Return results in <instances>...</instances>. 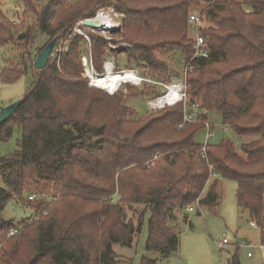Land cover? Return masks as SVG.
I'll list each match as a JSON object with an SVG mask.
<instances>
[{
  "label": "trees",
  "instance_id": "1",
  "mask_svg": "<svg viewBox=\"0 0 264 264\" xmlns=\"http://www.w3.org/2000/svg\"><path fill=\"white\" fill-rule=\"evenodd\" d=\"M17 1L35 19L16 36L0 5V46L13 44L21 58L18 63L8 60L0 78L15 81L29 67L39 74L33 71L23 102L0 125L1 140L9 139L16 126L21 133L18 148L0 155V264H120L113 245L132 246L146 210V248L169 259L181 246L179 212L191 205L216 212L220 177L237 182V205L261 230L264 244V0ZM113 5L125 17L122 31L112 36L133 46L117 54L127 53L154 79L171 71L156 56L158 49L169 47L182 66L191 59V6L205 9L210 24L201 34L211 54L196 59L188 75L189 101L205 110L197 121L184 122L183 103L139 116L124 104L123 93L110 95L89 86L82 77L80 35L71 40L59 65L56 60L44 69L28 64L31 33L41 31L49 42L60 39L81 18L94 17L99 6ZM92 42L94 65L102 71L107 41L93 34ZM212 112L222 116L224 128L244 139L240 149L224 138L208 142L202 151L204 143L195 137L207 128ZM155 154L159 157L149 166ZM31 193L40 197L30 200ZM13 200L31 207L34 216L18 223L4 218L2 212ZM136 204L144 210L130 217ZM183 220L189 222V217ZM18 225L21 232L8 236ZM157 262L143 258L141 264ZM224 264H242L239 252Z\"/></svg>",
  "mask_w": 264,
  "mask_h": 264
},
{
  "label": "rangeland",
  "instance_id": "2",
  "mask_svg": "<svg viewBox=\"0 0 264 264\" xmlns=\"http://www.w3.org/2000/svg\"><path fill=\"white\" fill-rule=\"evenodd\" d=\"M36 1L39 3V5L46 3V0ZM0 5L2 10L9 17V20L12 21L13 32L16 36L20 33H25L26 29L22 28L23 25H30L35 19V15L33 13L26 12V8L21 1L0 0ZM200 5L191 6L192 10H200ZM114 6L116 5L109 7L99 6L97 8V12L104 9L106 12L112 13L110 12V7H113L115 11L118 12V15L112 14L115 17L114 21L117 20V22L120 23L119 31H122L123 18L125 17V14L117 11ZM246 8L249 7L246 6ZM99 13L106 17L108 25L112 24L108 19L109 15L107 13ZM86 18H81L73 30L71 29L73 34H70V30L67 36L65 35L62 38L57 39V46L54 47L55 49H53L49 61L56 60L59 65L61 55L67 52L71 40L76 35L82 36L80 32H78V30L81 29L85 31V34L88 37L82 36L84 37V40L81 43V45H83L81 64L83 67L82 77L88 80L89 86H91L89 84L90 80L87 77V67L83 64V57L92 55L93 58V34L101 35L107 41L106 56L102 64L103 70H97L93 61L94 68L97 72H105L106 63L110 60H115L117 62V70L134 69L138 72H141L144 76L154 79L152 76V71L136 64L134 60L130 61L127 53L119 55L117 54V52L123 50L125 47H131V44L128 41L123 40L120 36H112V33L115 31L104 32L103 30L99 29L94 30L86 26H79V23ZM209 24V20L206 19L204 26ZM49 40L50 38L47 35L42 34L41 31H36L35 36L33 33H31V55L30 59L27 60L29 65L32 63L34 64L37 55L49 43ZM16 50L17 48L13 46V44L8 45V47L0 46V72L5 67L8 60L15 63L21 61V58H18L17 56ZM155 54L159 59L166 61L171 69L170 72L167 71V74L164 78L160 77L159 74L156 75L155 80L160 82H169L178 75L177 73L182 72L184 65L182 66V64L179 63L177 57L171 56L169 47L158 49ZM33 71H35L36 75L39 74L38 70H31L29 67L26 69L25 73L15 81L4 82L0 78V109L7 107L11 103L25 97L28 88L35 79V74ZM91 87L102 90L97 86ZM160 91H162V87L159 85L150 83L138 85V83L135 84L134 82L123 84L119 90V92L123 93L124 95V104L129 107H134L137 110V115L139 116L150 112L147 106V100L154 98L160 93ZM105 92L110 94L107 91ZM207 118L209 122L214 125L212 138L209 140L210 143L217 144L222 139L226 138L234 141L237 149H240L244 139L237 136L230 127L227 126V128H224L222 116L219 113H209ZM206 134L207 128L205 127L197 133L195 137L196 141L201 144L205 143ZM20 139L21 133L19 127L16 126L9 139H0V155L6 156L13 153L18 148ZM213 179L210 180L211 184L214 181ZM0 185L4 186L1 176ZM237 187L238 185L235 180L220 177L217 185V189L220 192V204L216 212L208 207L197 205H194V211H189L186 209L182 212H179L178 227L179 231L181 232V246L179 251L169 259H163L159 253L149 251L146 248L147 238L149 235L148 218L150 215L149 211L146 210L145 217L143 218L144 220L142 230L139 234L135 235L132 246L125 247L120 244L113 245L114 251L119 255L118 259L120 264H141L143 258L155 259L158 261L157 264H224L234 251L239 252L242 264H264V249L261 247V230L258 227L251 225V218L248 212L241 209L237 205ZM209 189L210 186L206 190L208 191ZM113 198L116 202L119 201V197L117 195ZM144 207V205H134L133 209H136L137 212L130 209L128 211L129 216L137 218L144 210ZM34 212L35 211H33L31 207L24 205L21 201L17 202L13 200L10 201L3 210L2 216L6 219H13L18 223L25 218L30 216L33 217L35 214ZM186 215L189 217V222H185L183 220ZM224 237L227 238L230 243L221 247L219 242ZM240 243L250 244L252 247L248 248L246 246H239ZM249 252H253L254 256L250 257L248 255Z\"/></svg>",
  "mask_w": 264,
  "mask_h": 264
},
{
  "label": "built area",
  "instance_id": "3",
  "mask_svg": "<svg viewBox=\"0 0 264 264\" xmlns=\"http://www.w3.org/2000/svg\"><path fill=\"white\" fill-rule=\"evenodd\" d=\"M99 12H105L109 15V20L111 21L112 24L109 25H104L108 27L110 32L113 31V28L115 27H120V23L115 20V17L112 15H118V12L115 11L113 7L110 8V12H106L104 9H102ZM97 12L94 17H89L86 19H94L97 17ZM205 9L204 10H193L190 13L189 16V25L191 28V36L193 39V47H194V54L191 57V59L185 64L183 67V70L180 75H177L174 79H172L169 82H160L155 79L148 78L144 76L141 72H138L134 69H125V70H117V63L115 60H110L106 63L105 69L106 71L103 73H99L95 70L94 65H93V58L92 55L89 56H84L83 57V64L87 67L86 72H87V77L89 78L90 82L89 84L91 86L95 85L93 82L95 81L96 78L109 74L108 72V64L111 67L110 74H122V75H127V72H130L132 74V77L129 78L132 79L129 82H124L120 85V87L114 91L111 94L116 93L117 91L120 90L123 84L125 83H132L134 82L135 84H143V83H150V84H156L162 87V93L155 96L154 98H150L147 100V106L150 111H157L161 110L165 107L168 106H173L178 103H183L184 104V110H185V121L184 122H195L199 119V113L205 112V110L202 109L201 105L198 102H191L189 101V83H188V75L190 72L194 70V64L193 62L196 59H204L210 57L211 54V45L209 41L201 34V29L204 26L205 22ZM82 20L79 23V26H84V21ZM78 32L82 36L87 37L85 34V31L79 29ZM107 32V31H104ZM88 38V37H87ZM100 89L105 90L109 92L107 89L100 87ZM110 93V92H109ZM184 122L181 124V126L184 124ZM206 125H207V135H206V141L202 146V151L205 152L206 149V144L209 142V139L212 137L211 131H210V122L206 120ZM159 155L155 154L154 157L148 161L149 166L155 165L156 160L158 159ZM30 200H36L38 198V195L35 193H31L30 196L28 197ZM189 211H194V205H191L187 208ZM251 225L256 227V224L254 222H251ZM22 226L18 225L16 227H13L10 229L8 236H13L15 234H18L21 232ZM230 241L227 238H223L220 240L219 245L223 247L226 244H229ZM239 246H246L248 248H251L252 246L250 244H245V243H240ZM261 247L264 249V244L262 243ZM248 255L250 257L254 256L253 252H249ZM264 263V262H263Z\"/></svg>",
  "mask_w": 264,
  "mask_h": 264
},
{
  "label": "water",
  "instance_id": "4",
  "mask_svg": "<svg viewBox=\"0 0 264 264\" xmlns=\"http://www.w3.org/2000/svg\"><path fill=\"white\" fill-rule=\"evenodd\" d=\"M84 26L91 28V29H99L103 31H109L110 29L104 25H101L95 19H86L84 21ZM120 30V27L113 28V31L118 32ZM57 42V39H54L50 41L44 49L37 55L35 61H34V67L36 69H44L48 61L50 59V55L52 54V51L55 47V44ZM23 102V99H20L16 102L11 103L7 107H3L0 109V125L3 124L6 120L13 117L15 115L16 110Z\"/></svg>",
  "mask_w": 264,
  "mask_h": 264
},
{
  "label": "bare ground",
  "instance_id": "5",
  "mask_svg": "<svg viewBox=\"0 0 264 264\" xmlns=\"http://www.w3.org/2000/svg\"><path fill=\"white\" fill-rule=\"evenodd\" d=\"M94 19L101 25H108L106 21V17L103 16V14L101 13L97 14V17H95ZM107 68H108L109 74L100 76L96 78L95 81L93 82V84L97 86L98 88L102 87V88L109 90L110 93H113L114 91H116L118 87H120L122 83L129 82L130 80H132V79L129 80V78L132 77V74L129 72H127L128 73L127 75H122L119 73L110 74L111 67L109 64Z\"/></svg>",
  "mask_w": 264,
  "mask_h": 264
}]
</instances>
